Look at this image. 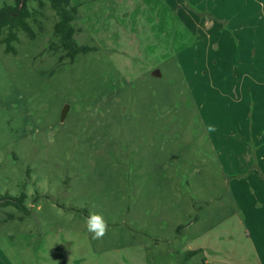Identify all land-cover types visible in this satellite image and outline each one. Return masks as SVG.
<instances>
[{
	"label": "rangeland",
	"instance_id": "1",
	"mask_svg": "<svg viewBox=\"0 0 264 264\" xmlns=\"http://www.w3.org/2000/svg\"><path fill=\"white\" fill-rule=\"evenodd\" d=\"M71 2L93 51L32 0L34 39L0 42V198L27 209H0V264H258L229 185L264 152V0Z\"/></svg>",
	"mask_w": 264,
	"mask_h": 264
},
{
	"label": "trees",
	"instance_id": "2",
	"mask_svg": "<svg viewBox=\"0 0 264 264\" xmlns=\"http://www.w3.org/2000/svg\"><path fill=\"white\" fill-rule=\"evenodd\" d=\"M14 0L13 5H3L0 8V42L4 45L5 53L14 54V47L12 44L17 41V32H23L28 38L34 39V33L28 23L29 19L34 17L35 11L28 8V0ZM37 3L39 9L44 7L47 2L54 12L57 22L53 26V34L58 39L59 48L64 52L65 57L70 62L78 54H86L93 51V48L78 45L73 36L76 33L72 23L77 18V6L73 5L71 0H32ZM26 195L24 192L17 197H1L0 209L6 207H13L20 213L26 214L27 209L24 206ZM9 219L12 217L9 216ZM195 252H188L189 258L193 257Z\"/></svg>",
	"mask_w": 264,
	"mask_h": 264
},
{
	"label": "crops",
	"instance_id": "3",
	"mask_svg": "<svg viewBox=\"0 0 264 264\" xmlns=\"http://www.w3.org/2000/svg\"><path fill=\"white\" fill-rule=\"evenodd\" d=\"M252 84L259 87L262 95H264V80L255 79ZM243 165L246 170L249 168L250 173V176L246 177L245 186H240L243 180L239 179L236 180L234 192L230 185L229 189L232 190L233 196L241 199L243 205H246V207H242L239 210L242 214V221L247 226L245 235L249 240V246L253 250H251L253 259L258 264H264V152L260 156L256 155L255 159H253L252 155H248V160ZM231 172L235 173L236 171L232 170ZM244 200L246 201L244 202ZM256 208L260 210L254 213ZM245 213L248 215V218L246 217L248 219L247 223H245Z\"/></svg>",
	"mask_w": 264,
	"mask_h": 264
},
{
	"label": "clouds",
	"instance_id": "4",
	"mask_svg": "<svg viewBox=\"0 0 264 264\" xmlns=\"http://www.w3.org/2000/svg\"><path fill=\"white\" fill-rule=\"evenodd\" d=\"M261 7L264 8V4ZM86 229L93 239L100 240L107 234L108 222L102 214L90 212L86 219Z\"/></svg>",
	"mask_w": 264,
	"mask_h": 264
},
{
	"label": "water",
	"instance_id": "5",
	"mask_svg": "<svg viewBox=\"0 0 264 264\" xmlns=\"http://www.w3.org/2000/svg\"><path fill=\"white\" fill-rule=\"evenodd\" d=\"M23 4V0L20 1V6ZM154 77H159L158 71H154L152 74ZM64 113H62V118H63Z\"/></svg>",
	"mask_w": 264,
	"mask_h": 264
}]
</instances>
